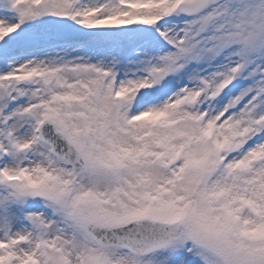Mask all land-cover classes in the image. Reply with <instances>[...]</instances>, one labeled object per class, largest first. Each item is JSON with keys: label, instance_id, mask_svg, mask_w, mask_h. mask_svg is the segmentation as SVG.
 Masks as SVG:
<instances>
[{"label": "snow or ice", "instance_id": "1", "mask_svg": "<svg viewBox=\"0 0 264 264\" xmlns=\"http://www.w3.org/2000/svg\"><path fill=\"white\" fill-rule=\"evenodd\" d=\"M0 264H264V0H0Z\"/></svg>", "mask_w": 264, "mask_h": 264}]
</instances>
